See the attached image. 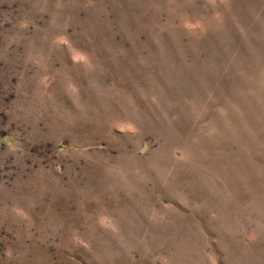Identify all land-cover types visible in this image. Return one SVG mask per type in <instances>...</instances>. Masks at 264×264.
Instances as JSON below:
<instances>
[{
    "label": "rangeland",
    "instance_id": "1",
    "mask_svg": "<svg viewBox=\"0 0 264 264\" xmlns=\"http://www.w3.org/2000/svg\"><path fill=\"white\" fill-rule=\"evenodd\" d=\"M0 264H264V0H0Z\"/></svg>",
    "mask_w": 264,
    "mask_h": 264
}]
</instances>
